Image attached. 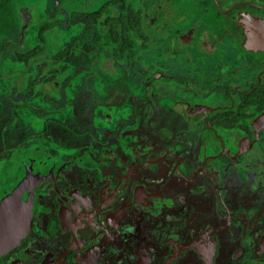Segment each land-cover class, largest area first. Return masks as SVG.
I'll return each instance as SVG.
<instances>
[{"label":"flooded vegetation","instance_id":"flooded-vegetation-1","mask_svg":"<svg viewBox=\"0 0 264 264\" xmlns=\"http://www.w3.org/2000/svg\"><path fill=\"white\" fill-rule=\"evenodd\" d=\"M0 264H264V0H0Z\"/></svg>","mask_w":264,"mask_h":264},{"label":"water","instance_id":"water-1","mask_svg":"<svg viewBox=\"0 0 264 264\" xmlns=\"http://www.w3.org/2000/svg\"><path fill=\"white\" fill-rule=\"evenodd\" d=\"M28 215L18 199L8 197L0 201V253L13 247L25 234Z\"/></svg>","mask_w":264,"mask_h":264}]
</instances>
